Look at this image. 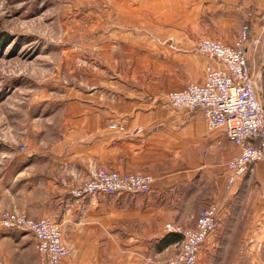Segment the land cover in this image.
Instances as JSON below:
<instances>
[{
    "label": "crops",
    "instance_id": "obj_1",
    "mask_svg": "<svg viewBox=\"0 0 264 264\" xmlns=\"http://www.w3.org/2000/svg\"><path fill=\"white\" fill-rule=\"evenodd\" d=\"M105 1L116 15L107 41L124 47L123 62L137 64L116 71V80L100 71L88 89L68 91L52 125L37 129L36 140L27 136L34 150L21 157L26 178L15 210L61 224L70 247L65 264H167L181 242L162 249L166 226L193 229L199 211L212 205L221 221L242 180L228 187L226 163L240 149L225 131L210 130L201 110L173 109L166 95L205 82L211 59L192 52L199 40L233 45L244 27L249 66L261 78L264 0ZM113 122L142 132L130 137L111 130ZM93 165L151 175L155 184L145 195L78 198L73 192ZM247 176L264 191V163ZM9 235L16 245L1 264H41L32 234Z\"/></svg>",
    "mask_w": 264,
    "mask_h": 264
},
{
    "label": "rangeland",
    "instance_id": "obj_2",
    "mask_svg": "<svg viewBox=\"0 0 264 264\" xmlns=\"http://www.w3.org/2000/svg\"><path fill=\"white\" fill-rule=\"evenodd\" d=\"M114 9L105 0H0V214L21 213L15 210L26 178L20 161L34 150L25 139L36 140L37 129L52 125L68 91L88 89L100 71L116 80V71L137 64L123 62L124 47L106 39L114 30ZM257 69L264 103V61ZM249 179L239 183L216 238L201 249L199 264H264V191ZM9 234L32 236L0 227V264L16 245ZM179 251L180 245L173 253Z\"/></svg>",
    "mask_w": 264,
    "mask_h": 264
},
{
    "label": "built area",
    "instance_id": "obj_3",
    "mask_svg": "<svg viewBox=\"0 0 264 264\" xmlns=\"http://www.w3.org/2000/svg\"><path fill=\"white\" fill-rule=\"evenodd\" d=\"M249 29L244 27L233 45L220 40L204 38L193 49L196 55L211 59L205 69L203 84L191 83L166 95L168 104L178 111L201 110L210 130H224L230 142L240 149L238 155L226 163L229 172L228 187H232L264 163V103L258 94L246 55ZM113 131L135 137L141 129L129 132L118 122L109 125ZM25 151V147H20ZM31 155V151L25 152ZM155 184L151 175L120 173L101 165H93L89 180L73 192L78 198L120 194L145 195ZM220 209L212 205L199 211L193 229L168 224L169 233L182 236L180 251L167 264H199L203 245L217 231ZM0 227L7 230L28 231L37 241L41 264H65L70 248L64 242L60 223L43 218L34 220L17 212L0 214Z\"/></svg>",
    "mask_w": 264,
    "mask_h": 264
},
{
    "label": "trees",
    "instance_id": "obj_4",
    "mask_svg": "<svg viewBox=\"0 0 264 264\" xmlns=\"http://www.w3.org/2000/svg\"><path fill=\"white\" fill-rule=\"evenodd\" d=\"M249 29V28H248ZM249 37H250V31H249ZM163 246H162V249L163 248H167L173 244H176V243H179V242H182V236L180 234H177V233H169L165 239L163 240Z\"/></svg>",
    "mask_w": 264,
    "mask_h": 264
}]
</instances>
